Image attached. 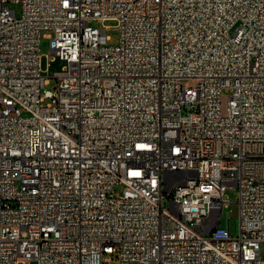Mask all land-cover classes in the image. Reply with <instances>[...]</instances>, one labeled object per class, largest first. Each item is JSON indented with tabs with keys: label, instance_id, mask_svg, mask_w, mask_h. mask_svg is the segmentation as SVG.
<instances>
[{
	"label": "built area",
	"instance_id": "obj_1",
	"mask_svg": "<svg viewBox=\"0 0 264 264\" xmlns=\"http://www.w3.org/2000/svg\"><path fill=\"white\" fill-rule=\"evenodd\" d=\"M30 260L264 264V0H0V264Z\"/></svg>",
	"mask_w": 264,
	"mask_h": 264
},
{
	"label": "rangeland",
	"instance_id": "obj_2",
	"mask_svg": "<svg viewBox=\"0 0 264 264\" xmlns=\"http://www.w3.org/2000/svg\"><path fill=\"white\" fill-rule=\"evenodd\" d=\"M12 9H15L17 15L20 16L22 12V5L20 3H8ZM92 24L107 26V34L110 36V44L116 45L120 41V29L118 26L117 20L108 19L105 22L101 21H92ZM52 34V30H43L41 36V53H42V68L44 70V74L50 76V82L46 85V88L53 89L55 86L54 77L55 73L61 71L64 66V61L61 60L55 53H52L50 46V35ZM230 91H224L222 96V102L224 110L226 109L227 102L229 99ZM225 197L230 201L227 207L224 208L222 215V224L230 225V229L232 233H235L236 226L239 225L240 218V206L238 203L239 192L237 188L234 187H226L224 189ZM20 264H38L37 260H30L27 262H21ZM114 264H121L119 260H115ZM124 264H139L138 262H130L126 261Z\"/></svg>",
	"mask_w": 264,
	"mask_h": 264
}]
</instances>
